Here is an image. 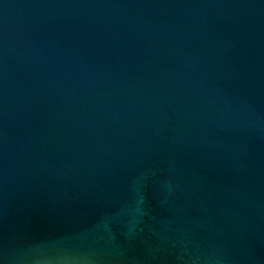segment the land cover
Wrapping results in <instances>:
<instances>
[{
	"label": "water",
	"instance_id": "1",
	"mask_svg": "<svg viewBox=\"0 0 264 264\" xmlns=\"http://www.w3.org/2000/svg\"><path fill=\"white\" fill-rule=\"evenodd\" d=\"M0 264H264V0H0Z\"/></svg>",
	"mask_w": 264,
	"mask_h": 264
}]
</instances>
